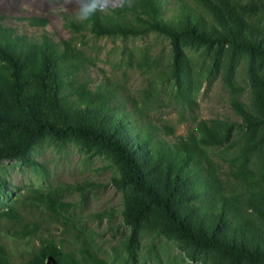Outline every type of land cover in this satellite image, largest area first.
Segmentation results:
<instances>
[{"label":"trees","instance_id":"trees-1","mask_svg":"<svg viewBox=\"0 0 264 264\" xmlns=\"http://www.w3.org/2000/svg\"><path fill=\"white\" fill-rule=\"evenodd\" d=\"M163 0H138L113 15L98 12L88 21H71L74 31L88 28L99 35H140L148 31L169 37L171 72L177 91L189 84L182 56L183 38L239 48L264 63V27L248 22L246 11H264V0H179L177 14L162 15ZM209 16L210 20H206ZM44 25L45 18L32 17ZM69 39L53 41L17 34L0 23V159L22 156L42 134L75 136L112 152L131 188L122 210L134 233L143 225L156 226L194 246L213 249L232 264H264V158L260 191L249 185L250 172L239 167L235 179L251 192L246 198L229 193L207 148L229 140L233 124L225 128L199 120L186 135L172 125L150 120L120 87L103 79L94 88L80 76L84 61ZM252 78L258 90L255 113L235 108L249 130L264 127V71ZM186 75V76H185ZM256 76L258 77L256 79ZM185 81H183L184 79ZM264 142V137L260 138ZM6 187L0 182L2 191ZM17 217L13 205L0 216ZM22 229H29L22 226ZM0 264H9L0 245ZM24 264H99L80 257L54 240L44 239Z\"/></svg>","mask_w":264,"mask_h":264},{"label":"rangeland","instance_id":"rangeland-1","mask_svg":"<svg viewBox=\"0 0 264 264\" xmlns=\"http://www.w3.org/2000/svg\"><path fill=\"white\" fill-rule=\"evenodd\" d=\"M136 1L99 0L98 14L111 16ZM186 1L197 5L198 0ZM178 2L163 0L164 19L177 14ZM77 8V0H0V23L27 37L69 39L79 49L76 56L84 61L79 73L90 88L103 79L117 84L131 98L126 107L136 105L153 122L172 125L176 135H186L199 120L223 128L233 124L228 141L207 149L229 193L241 198L252 195L243 180L232 176L242 166L251 171L246 186L260 191L264 142L259 137H264V127L249 130L235 103L256 112L258 85L252 77L263 73V61L243 49L183 38L189 84L178 92L169 37L153 31L77 32L70 24L79 21ZM34 16L47 19L46 24L33 22ZM245 17L264 27V11H246ZM5 141L0 139V146ZM1 181L6 187L0 189V213L10 204L17 213V217L0 216V245L9 264H24L44 239L99 264H232L227 256L176 238L154 222L134 233L122 212L131 193L123 181V168L112 152L92 142L42 133L24 155L0 159Z\"/></svg>","mask_w":264,"mask_h":264},{"label":"clouds","instance_id":"clouds-1","mask_svg":"<svg viewBox=\"0 0 264 264\" xmlns=\"http://www.w3.org/2000/svg\"><path fill=\"white\" fill-rule=\"evenodd\" d=\"M76 18L81 22L88 21L99 10V0H77Z\"/></svg>","mask_w":264,"mask_h":264}]
</instances>
